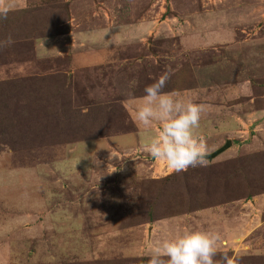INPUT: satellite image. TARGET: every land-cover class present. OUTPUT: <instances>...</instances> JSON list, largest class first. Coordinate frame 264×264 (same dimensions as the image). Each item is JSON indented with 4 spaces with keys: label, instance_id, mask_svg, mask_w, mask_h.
<instances>
[{
    "label": "rangeland",
    "instance_id": "obj_1",
    "mask_svg": "<svg viewBox=\"0 0 264 264\" xmlns=\"http://www.w3.org/2000/svg\"><path fill=\"white\" fill-rule=\"evenodd\" d=\"M26 5L0 49V264H147L185 228L220 234L218 264H264V0ZM165 73L204 105L207 153L232 141L203 167L142 147L159 128L133 104Z\"/></svg>",
    "mask_w": 264,
    "mask_h": 264
},
{
    "label": "clouds",
    "instance_id": "obj_2",
    "mask_svg": "<svg viewBox=\"0 0 264 264\" xmlns=\"http://www.w3.org/2000/svg\"><path fill=\"white\" fill-rule=\"evenodd\" d=\"M11 10L7 0H0V21ZM12 43L8 36L0 40V48ZM168 78L165 73L143 88L141 102L133 104L134 120L144 129H150L154 122L158 125L159 131L151 134L142 147L153 160L164 161L179 173L206 164L207 148L196 134L204 105L179 98L175 92H163ZM220 239L217 232L185 228L170 238L155 241L147 264H218L213 258ZM223 264H239V258L225 253Z\"/></svg>",
    "mask_w": 264,
    "mask_h": 264
},
{
    "label": "trees",
    "instance_id": "obj_3",
    "mask_svg": "<svg viewBox=\"0 0 264 264\" xmlns=\"http://www.w3.org/2000/svg\"><path fill=\"white\" fill-rule=\"evenodd\" d=\"M28 11L29 9L27 11H25L24 9L15 12H9L7 18L0 21V40H5L8 36H11L13 43L19 42V44H22L26 42L25 41L26 31L25 28L23 27L24 19H20V16ZM28 31H30L29 28ZM26 36H30V35H26ZM13 43L10 46H13ZM6 48L8 49L7 46L0 49L5 51Z\"/></svg>",
    "mask_w": 264,
    "mask_h": 264
},
{
    "label": "crops",
    "instance_id": "obj_4",
    "mask_svg": "<svg viewBox=\"0 0 264 264\" xmlns=\"http://www.w3.org/2000/svg\"><path fill=\"white\" fill-rule=\"evenodd\" d=\"M8 3H10L11 5V11L10 12H14L13 10L17 9V10H24L28 5L27 4V0H7ZM17 5V6H16ZM16 6V7H15ZM20 8V9H19ZM12 64V63H11ZM10 64V65H11ZM3 66H0V74L3 72ZM209 103H206V106L208 105ZM210 105H214L216 106L215 104H210ZM218 108V106H217ZM207 112V111H206Z\"/></svg>",
    "mask_w": 264,
    "mask_h": 264
},
{
    "label": "water",
    "instance_id": "obj_5",
    "mask_svg": "<svg viewBox=\"0 0 264 264\" xmlns=\"http://www.w3.org/2000/svg\"><path fill=\"white\" fill-rule=\"evenodd\" d=\"M231 145H232V141L231 140H227L221 147H219L218 149H216L212 153H207V159H213L218 154L222 153L227 148H229Z\"/></svg>",
    "mask_w": 264,
    "mask_h": 264
}]
</instances>
